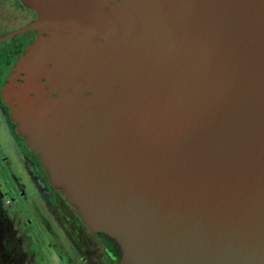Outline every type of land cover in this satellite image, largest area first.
Wrapping results in <instances>:
<instances>
[{"label":"water","instance_id":"1","mask_svg":"<svg viewBox=\"0 0 264 264\" xmlns=\"http://www.w3.org/2000/svg\"><path fill=\"white\" fill-rule=\"evenodd\" d=\"M0 85L49 185L121 264H264V0H17Z\"/></svg>","mask_w":264,"mask_h":264},{"label":"flooded vegetation","instance_id":"2","mask_svg":"<svg viewBox=\"0 0 264 264\" xmlns=\"http://www.w3.org/2000/svg\"><path fill=\"white\" fill-rule=\"evenodd\" d=\"M31 15L30 10L28 19ZM12 16L10 12L4 19H12ZM17 35L21 36L17 38L11 50L19 47L21 53L33 37V32L27 30ZM0 107L8 119L5 125V136L16 154L18 153V169L22 177L20 183L30 192L29 196H25V192L21 190L19 192L24 201L23 209L30 208L32 214L34 210L38 213L39 218H36V221L40 227L43 226L45 229L46 223L52 224L58 231V235L62 236L68 246L80 255L84 263L121 264L117 245L107 236L89 231L61 193L49 185L48 176L41 166L39 156L29 151L23 138L16 133L15 126L9 118L7 106L1 98ZM4 197L5 193L0 183V264L31 262V255L26 249L27 235L24 232L31 220L22 218L17 211L11 212L9 210L11 202L6 203L7 200L4 201Z\"/></svg>","mask_w":264,"mask_h":264},{"label":"rangeland","instance_id":"3","mask_svg":"<svg viewBox=\"0 0 264 264\" xmlns=\"http://www.w3.org/2000/svg\"><path fill=\"white\" fill-rule=\"evenodd\" d=\"M10 12L13 15L12 19H4ZM29 14L30 10L20 6L17 0H0V36L9 33L13 28L21 27L20 25L27 21ZM21 35L0 42V83L20 53L19 47L16 50H11V47L14 48L13 44ZM7 120L6 114L0 107V183L5 193L3 200H7L6 203L11 202L9 207L11 212L17 211L22 218L31 220L24 229L27 235L26 249L31 255V262L22 264H86L81 260L80 255L68 246L63 237L58 235L52 224L46 223L45 229L43 226L40 227L36 221V218H39L38 213L34 210L32 214L30 208L23 209L24 201L19 192L20 190L25 192V196H29L30 192L20 183L22 177L18 169V153L16 154L5 136Z\"/></svg>","mask_w":264,"mask_h":264}]
</instances>
